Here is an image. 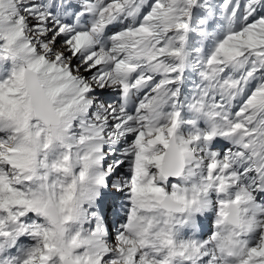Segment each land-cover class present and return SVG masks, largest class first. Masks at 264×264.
Instances as JSON below:
<instances>
[{
  "label": "snow or ice",
  "instance_id": "1",
  "mask_svg": "<svg viewBox=\"0 0 264 264\" xmlns=\"http://www.w3.org/2000/svg\"><path fill=\"white\" fill-rule=\"evenodd\" d=\"M0 264H264V0H0Z\"/></svg>",
  "mask_w": 264,
  "mask_h": 264
}]
</instances>
